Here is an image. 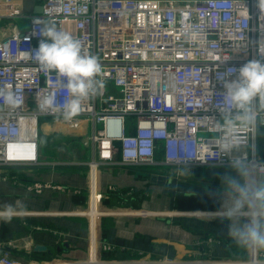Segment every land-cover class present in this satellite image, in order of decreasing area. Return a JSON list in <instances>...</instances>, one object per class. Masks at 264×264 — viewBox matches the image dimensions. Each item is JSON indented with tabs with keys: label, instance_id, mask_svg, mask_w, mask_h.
<instances>
[{
	"label": "built area",
	"instance_id": "1",
	"mask_svg": "<svg viewBox=\"0 0 264 264\" xmlns=\"http://www.w3.org/2000/svg\"><path fill=\"white\" fill-rule=\"evenodd\" d=\"M13 8L9 15L23 18ZM25 18L26 30L0 40V88L9 86L16 100L12 106L0 98V168L37 162L40 117H58L73 127L80 119L92 122L97 160L88 166L93 168H179L185 160L187 167H227V159L220 164L206 146L207 117L218 119L214 101L223 91L218 73L257 58L264 39L260 0H47L40 13ZM35 21L69 33L82 55L98 58L97 91L71 120L38 108L39 97L62 80L29 56L42 39ZM244 157L264 166L254 152L247 150ZM35 187L39 192L41 186ZM0 253V264H28ZM232 264H264V254Z\"/></svg>",
	"mask_w": 264,
	"mask_h": 264
},
{
	"label": "crops",
	"instance_id": "2",
	"mask_svg": "<svg viewBox=\"0 0 264 264\" xmlns=\"http://www.w3.org/2000/svg\"><path fill=\"white\" fill-rule=\"evenodd\" d=\"M3 1L0 40L26 30L25 16L39 13L47 0H10L8 8ZM12 8L23 18L10 16ZM40 118L37 162L0 168V204L24 206L22 216L0 222V252L11 259L28 264H132L161 258L171 264H232L264 254L232 243L230 221L213 215L221 203L210 193L220 188V174L228 167H188V177L179 175L180 167H168L164 174L151 167L93 168L88 166L97 160L90 142L92 122L80 119L73 127L58 117ZM63 130L84 136L90 150L51 152L40 144L43 135L59 137ZM72 142L77 141L61 145ZM251 144L248 151L264 161V127H258Z\"/></svg>",
	"mask_w": 264,
	"mask_h": 264
},
{
	"label": "clouds",
	"instance_id": "3",
	"mask_svg": "<svg viewBox=\"0 0 264 264\" xmlns=\"http://www.w3.org/2000/svg\"><path fill=\"white\" fill-rule=\"evenodd\" d=\"M260 4L264 5V0ZM35 23L42 39L29 56L62 80L55 90L39 97L38 108L41 112H62L71 120L80 112L82 101L97 91L98 58L82 55L80 42L53 24ZM217 80L223 91L214 101L218 119L207 117L206 146L215 152L213 158H220V164L227 159L230 171L220 174V188L210 193L221 203L213 215L230 221L227 236L232 243L258 254L264 251V166L253 165L244 153L251 149L258 126L264 124V39L259 42L257 58L239 68H227L218 73ZM8 88H0V98L15 106L14 93ZM209 94L213 99L215 94ZM187 164L188 160L182 162L180 176H189ZM23 211L22 203L0 204V222L10 223Z\"/></svg>",
	"mask_w": 264,
	"mask_h": 264
},
{
	"label": "rangeland",
	"instance_id": "4",
	"mask_svg": "<svg viewBox=\"0 0 264 264\" xmlns=\"http://www.w3.org/2000/svg\"><path fill=\"white\" fill-rule=\"evenodd\" d=\"M42 118H40V123ZM59 132V131H58ZM78 134L73 132H67L66 130L60 131V136L55 137L54 135H43L40 138V144L51 152H88L90 150V145L86 143L84 136H77ZM61 138V139H60ZM72 142L73 144L62 146L63 142ZM151 171L155 173H166L167 167L164 166H154L150 168Z\"/></svg>",
	"mask_w": 264,
	"mask_h": 264
},
{
	"label": "water",
	"instance_id": "5",
	"mask_svg": "<svg viewBox=\"0 0 264 264\" xmlns=\"http://www.w3.org/2000/svg\"><path fill=\"white\" fill-rule=\"evenodd\" d=\"M40 12H41V10H40ZM40 12H39V13H40ZM35 250H43V248H42V247H39V246H37ZM0 258H1V253H0Z\"/></svg>",
	"mask_w": 264,
	"mask_h": 264
}]
</instances>
